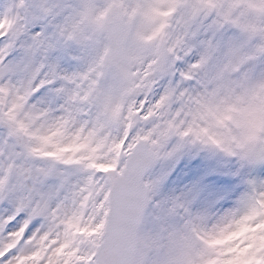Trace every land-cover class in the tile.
Returning a JSON list of instances; mask_svg holds the SVG:
<instances>
[{"label": "snow or ice", "instance_id": "1", "mask_svg": "<svg viewBox=\"0 0 264 264\" xmlns=\"http://www.w3.org/2000/svg\"><path fill=\"white\" fill-rule=\"evenodd\" d=\"M235 157L232 207L154 199ZM264 0H0V264H264Z\"/></svg>", "mask_w": 264, "mask_h": 264}, {"label": "rangeland", "instance_id": "2", "mask_svg": "<svg viewBox=\"0 0 264 264\" xmlns=\"http://www.w3.org/2000/svg\"><path fill=\"white\" fill-rule=\"evenodd\" d=\"M153 171L156 175L169 173L154 199L164 201L192 190L197 193L194 209L222 212L244 190L245 170L240 162L215 150L188 148L174 160L158 162ZM258 174L264 178V166Z\"/></svg>", "mask_w": 264, "mask_h": 264}]
</instances>
